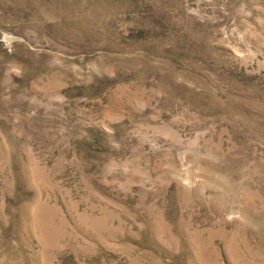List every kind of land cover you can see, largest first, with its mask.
Listing matches in <instances>:
<instances>
[{
    "label": "rangeland",
    "instance_id": "obj_1",
    "mask_svg": "<svg viewBox=\"0 0 264 264\" xmlns=\"http://www.w3.org/2000/svg\"><path fill=\"white\" fill-rule=\"evenodd\" d=\"M0 264H264V0H0Z\"/></svg>",
    "mask_w": 264,
    "mask_h": 264
}]
</instances>
